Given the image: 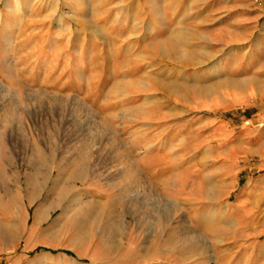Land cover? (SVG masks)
Masks as SVG:
<instances>
[{"label": "rangeland", "instance_id": "obj_1", "mask_svg": "<svg viewBox=\"0 0 264 264\" xmlns=\"http://www.w3.org/2000/svg\"><path fill=\"white\" fill-rule=\"evenodd\" d=\"M33 1L32 30L0 31V164L18 174L0 186V264H264V233L251 239L232 219L243 186L207 200L180 164L208 145L214 130L198 121L209 109L224 105L238 135L258 101L250 91L264 96V0H124V22L108 34L98 12L90 41L57 28L75 26L69 0ZM148 1L179 18L214 13L205 28L159 24ZM221 56L240 77L222 79L224 95L198 77Z\"/></svg>", "mask_w": 264, "mask_h": 264}, {"label": "crops", "instance_id": "obj_2", "mask_svg": "<svg viewBox=\"0 0 264 264\" xmlns=\"http://www.w3.org/2000/svg\"><path fill=\"white\" fill-rule=\"evenodd\" d=\"M57 4L58 7L61 5L60 2ZM65 4L75 14H78L75 15L76 20L72 21L75 26L71 24L66 27L62 23L60 24L61 27L57 28L62 29L61 31H72L71 34L74 35L76 41L83 36L86 37L81 39L82 41H90L93 38L89 33L92 29L97 30V15L100 11H103L104 15H108L104 26V30L108 34H111V31L118 27L119 19L124 22V0H69ZM148 4L153 5L154 15L158 16V20L155 16H152L153 22L164 24V21L170 19L172 22L174 20L175 22L179 21L187 24V29L197 28L194 26L205 28L209 14L214 13L208 8L197 9L192 7L187 8L184 12L185 16L179 18L177 16L180 13L177 12V8L174 6L162 8L157 4L154 6L155 3L152 1H148ZM33 6V0H0V31H15L18 32L17 37H22L29 30H32L33 18L31 15H33ZM79 12H83V16ZM218 13L220 15L231 14V12ZM113 16H115V20H112ZM139 18L141 16L137 15L134 21L139 20ZM63 20L65 21V18ZM218 21L223 24L226 20L218 19ZM155 23L152 24L154 29L156 28ZM230 23L232 24H228V27H226L228 30L234 27L233 23L235 22L230 20ZM23 27H26V29L22 33ZM59 29L56 31H59ZM13 52H11V56L15 57L16 54ZM236 62L237 59L233 56L227 58L221 56L220 59L218 57V59L213 60L206 67V70L201 72L198 77L202 81L206 80L212 83L207 90L209 93L216 91L215 93L224 95V90L219 91L225 83L222 79H227L226 84L228 85L238 84L237 80L240 77L239 71L235 69ZM215 63L217 66L213 67ZM250 93L258 101L256 100L257 104L249 109L254 112L247 114V118H244L243 130L238 135L230 130L233 127L232 121H226L219 117V112L226 109L224 105L218 104L215 109H209L213 112L212 114L201 117L198 121L202 128L214 130V133L207 136L208 145L200 153L180 158V164L184 165L187 173L200 176L198 185L206 186L204 189L206 193L208 192L207 200L214 195L209 193L210 191L232 190L236 189L237 186H243L237 202L233 205L232 219L234 224L239 227L242 223H248L246 227L248 237L254 239L264 233V96L257 88L255 91H250ZM227 95L228 97L234 96V93L228 91ZM231 97L230 109L238 107L235 105V97L234 100Z\"/></svg>", "mask_w": 264, "mask_h": 264}, {"label": "bare ground", "instance_id": "obj_3", "mask_svg": "<svg viewBox=\"0 0 264 264\" xmlns=\"http://www.w3.org/2000/svg\"><path fill=\"white\" fill-rule=\"evenodd\" d=\"M1 158V157H0ZM5 157H2V163L0 164V175H1V182H0V186H3V191L7 192L8 191V186H10V183L12 181V178L15 180V181H18V174H14L12 176V178L8 175L7 171H6V167L5 165L7 164L5 162ZM7 160V159H6ZM42 161V160H41ZM8 165V164H7ZM44 166V164H43ZM42 166H40L41 168ZM43 171V170H42ZM41 169H37L36 170V175L34 176V178H31L29 181H30V184H28V186L32 187V190L30 191V197H34L35 196V193L37 191V187L38 186H41L42 183H41V176L43 175ZM53 174V171L51 172V175ZM63 174H61L60 176V183L61 181L63 180ZM62 184V183H61ZM57 185V184H56ZM65 185V184H64ZM62 186V185H61ZM62 197H63V194H62ZM13 207V205H11ZM51 209H54L53 205H46L44 206L40 212L38 213L37 215V218H36V221L37 222H40L42 221L43 217L46 215V213L50 212ZM11 212L14 213V209L11 208ZM64 212V211H63ZM16 215V213H15ZM16 235L15 233H12L9 237L11 236H14ZM13 240V239H12Z\"/></svg>", "mask_w": 264, "mask_h": 264}]
</instances>
